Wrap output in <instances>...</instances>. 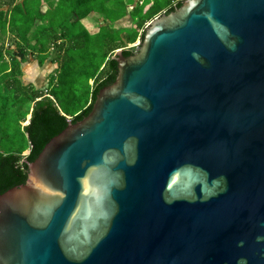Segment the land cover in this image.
Returning a JSON list of instances; mask_svg holds the SVG:
<instances>
[{"label": "water", "instance_id": "water-1", "mask_svg": "<svg viewBox=\"0 0 264 264\" xmlns=\"http://www.w3.org/2000/svg\"><path fill=\"white\" fill-rule=\"evenodd\" d=\"M183 1L0 193V264H264V0Z\"/></svg>", "mask_w": 264, "mask_h": 264}, {"label": "trees", "instance_id": "trees-1", "mask_svg": "<svg viewBox=\"0 0 264 264\" xmlns=\"http://www.w3.org/2000/svg\"><path fill=\"white\" fill-rule=\"evenodd\" d=\"M139 1L0 0V32L18 40L16 49L0 44V193L24 184L29 162L70 122L90 114L100 90L117 79L116 50L133 55L147 23L184 3ZM92 14L104 20L96 33L83 24ZM126 16L133 26L114 29ZM54 49L59 73L48 88L24 84L23 64L34 54L44 65Z\"/></svg>", "mask_w": 264, "mask_h": 264}, {"label": "rangeland", "instance_id": "rangeland-1", "mask_svg": "<svg viewBox=\"0 0 264 264\" xmlns=\"http://www.w3.org/2000/svg\"><path fill=\"white\" fill-rule=\"evenodd\" d=\"M44 8H47V4ZM83 23L91 32L96 33L97 31H99L101 25L104 24V20L99 15L92 14V16L86 18L83 21ZM149 24H150V22L147 23L146 27H148ZM112 26L114 29L132 27L133 22H132V19L130 16H126L123 19L114 23V25H112ZM17 42H18L17 38H15L13 35L7 34V33L4 34V33L0 32V44H5L7 46H11L12 48L16 49ZM141 42H142V40H141V38H139L134 43L136 45L138 44L136 49L141 45ZM136 49H135V51H136ZM56 59H58V52L56 49L52 50V53H51L49 59L45 62L44 65H40L36 55L33 54L32 56H30L28 61L26 63H24V64H26V73H25L26 78H24V72H23V75H22L23 81L22 82L26 85L32 84L36 88L47 89L49 86V81H50L51 77L54 75L56 77L59 73V65L57 62H55ZM45 65H49V66L54 65V69H56V70H54V71L52 70L53 73L49 74V76L42 77L41 71L43 69H46L47 66L45 67ZM55 67H58V68H55ZM25 124H27V123H25ZM26 153H28V151H26L24 154H26Z\"/></svg>", "mask_w": 264, "mask_h": 264}, {"label": "crops", "instance_id": "crops-1", "mask_svg": "<svg viewBox=\"0 0 264 264\" xmlns=\"http://www.w3.org/2000/svg\"><path fill=\"white\" fill-rule=\"evenodd\" d=\"M46 9V8H45ZM84 21V20H83ZM84 24V23H83ZM85 25V24H84ZM88 29V28H87ZM89 30V29H88ZM90 31V30H89ZM91 32V31H90ZM98 32V31H97ZM91 33H94V32H91ZM47 66V67H46ZM46 69H43L41 71V76L42 77H45V76H49V74L53 73L54 70V65H45ZM55 68H58V67H55ZM53 70V71H52ZM23 72H24V78H26V64H23ZM39 73V72H38ZM33 83V82H32Z\"/></svg>", "mask_w": 264, "mask_h": 264}, {"label": "built area", "instance_id": "built-area-1", "mask_svg": "<svg viewBox=\"0 0 264 264\" xmlns=\"http://www.w3.org/2000/svg\"><path fill=\"white\" fill-rule=\"evenodd\" d=\"M141 2H143V1H141ZM136 44H134V45H132V46H135ZM136 46H138V44L136 45ZM29 122V121H28ZM28 122H26V123H28Z\"/></svg>", "mask_w": 264, "mask_h": 264}, {"label": "bare ground", "instance_id": "bare-ground-1", "mask_svg": "<svg viewBox=\"0 0 264 264\" xmlns=\"http://www.w3.org/2000/svg\"><path fill=\"white\" fill-rule=\"evenodd\" d=\"M141 1H143V0H141ZM141 1H140V2H141ZM141 3H142V2H141Z\"/></svg>", "mask_w": 264, "mask_h": 264}]
</instances>
